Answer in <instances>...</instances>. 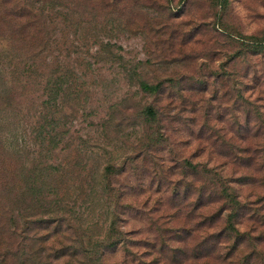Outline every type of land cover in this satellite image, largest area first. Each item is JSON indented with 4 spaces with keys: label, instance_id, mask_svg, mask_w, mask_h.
<instances>
[{
    "label": "trees",
    "instance_id": "obj_1",
    "mask_svg": "<svg viewBox=\"0 0 264 264\" xmlns=\"http://www.w3.org/2000/svg\"><path fill=\"white\" fill-rule=\"evenodd\" d=\"M119 1L123 0L108 2L110 14L104 16L103 0H0V126L2 113L12 104L26 100L33 105L35 94L43 97L33 115L32 148L8 147L0 127V264H116L108 261L107 255L117 254L121 249L124 264H158L162 257H151L155 253L150 249L149 238L131 236L120 223V214L128 205L120 201V189L116 188L114 179L122 167L108 163L104 168H90L80 161L69 163L68 167L56 154L65 140L59 122L68 102L67 99L61 102L63 96L71 91L74 100L80 99L84 79L89 71L94 73L95 63L106 60L114 65L118 59L123 60L115 53V45L104 43L101 38L102 34L108 33L110 37L117 31L114 17H107L117 10L114 8ZM228 1L217 0L222 11L228 7ZM167 6L174 13L173 0H167ZM65 27L73 34L68 54L77 55L76 66L55 53L57 30ZM224 29L237 45V51L226 61L232 66L236 64L235 71L232 75L227 69L219 73L222 77H233L235 83L234 126L244 127L236 113L241 107L248 114L257 112L260 116L256 135L260 134L262 141L246 143L248 137L244 133H240L241 139L235 143L234 139L222 141L229 149L225 153L234 162L250 166L254 160L253 147L264 156V116L252 101L255 90L248 94V88L255 84L264 86V33L244 36L228 27ZM68 32L61 37H68ZM86 40L87 44L91 41L99 46L94 53L88 47L86 51L81 47L85 46L81 42ZM84 53L95 61H88L86 73L82 74L79 68L86 59ZM138 64L143 65V61ZM139 66L133 71L139 76L141 91L159 92L163 83L142 79L136 71ZM143 114L147 121L159 119L152 105L145 107ZM245 119L249 124L250 117ZM249 130L250 124L246 131ZM72 145L81 153H94L100 147L85 141ZM184 167L185 181L181 185L185 186L186 213L196 220L194 231L202 230L206 234L190 250L187 246L178 249L187 257L192 256L194 264H264V237L254 235L252 230H241L237 220L249 213L258 223H264L261 212L264 204L258 207L242 200L222 165L194 164L184 159ZM259 179L263 182L264 175ZM255 180L258 179L252 175H242L237 183ZM74 194V204L66 203V196ZM81 199L82 203L77 204ZM258 200L264 202V196ZM40 209H48V216L46 211L42 212L46 218L39 217ZM223 218L225 222L220 225ZM42 229L52 231L43 233ZM192 230L185 224L182 231L187 237ZM165 231L159 230L155 237L162 241L160 253L170 246ZM182 234L179 229L174 231L180 240Z\"/></svg>",
    "mask_w": 264,
    "mask_h": 264
},
{
    "label": "rangeland",
    "instance_id": "obj_2",
    "mask_svg": "<svg viewBox=\"0 0 264 264\" xmlns=\"http://www.w3.org/2000/svg\"><path fill=\"white\" fill-rule=\"evenodd\" d=\"M110 1L102 2L104 16L110 14ZM173 6L174 13L169 11L167 0L117 3L114 8L117 10L107 17H114L117 31L110 37L108 33L102 34L101 38L104 43L114 44L115 53L123 60L118 59L114 65L106 60L95 63L94 73L89 71L82 83L80 99L74 100L71 91L63 96L61 102L64 99L68 102L59 122L65 140L56 154L65 164L74 165L80 161L90 168H104L108 163L122 167L114 184L120 189V201L128 205L120 214L123 228L137 239L148 237L150 249L155 253L151 257L161 255L160 264H194L192 256L187 257L178 247L187 246L190 250L206 233L194 231L196 220L186 213L185 186L181 185L185 181L184 159L194 164L222 165L224 174L233 179L242 200L258 207L264 204L258 200L264 196V181L259 179L264 175V156L253 147L252 164L241 165L225 153L229 149L222 141L234 139L235 143L241 139L240 133L247 135L246 143L262 141L260 134L256 135V121L260 115L257 112L248 114L249 111L241 107L236 113L244 127L235 128L232 93L235 83L233 77L219 75L226 69L232 75L236 69V64L232 66L226 62L232 52L237 51V45L224 27L237 35L264 33V0H229L223 11L217 0H173ZM64 32H68V28L57 30L55 53L76 66L77 55L68 54L73 34L69 31V38L61 37ZM81 44L91 53L99 47L91 41L87 44V40ZM85 55H82L86 59L79 68L82 74L86 73L87 62L95 61ZM139 61H143V65L139 66ZM254 61L256 63L257 59ZM136 66H139L136 71L142 79L150 83L162 82V89L157 93L141 91L139 76L133 71ZM255 85L248 88V94L255 90L252 101L264 116V91L260 90L264 86ZM41 99L43 97L37 93L33 105L25 100L19 105L12 104L2 113L0 127L8 147L22 150L33 147V115ZM149 105L155 107L158 120L145 118L143 109ZM246 117H250L249 131H246L249 126ZM83 141L100 147L95 148L94 153L74 149L72 143L77 145ZM242 175H252L258 180L237 183ZM71 189L74 191L75 187ZM75 197L76 194L67 195L66 203L73 205ZM82 199L77 204L82 203ZM39 211V217L48 216V209ZM261 212L264 213V207ZM237 220L241 230H252L254 235L264 237V223H258L249 213ZM224 222L225 218L220 225ZM185 224L193 228L187 237L182 231ZM165 229L168 232L165 231L164 237L170 246L160 253L162 241L155 237L159 230ZM176 229L183 233L182 240L174 236ZM48 231L52 229H42L43 233ZM107 260L124 264L123 249L117 254L109 253Z\"/></svg>",
    "mask_w": 264,
    "mask_h": 264
}]
</instances>
